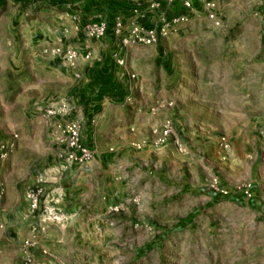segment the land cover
Listing matches in <instances>:
<instances>
[{"label":"rangeland","instance_id":"rangeland-1","mask_svg":"<svg viewBox=\"0 0 264 264\" xmlns=\"http://www.w3.org/2000/svg\"><path fill=\"white\" fill-rule=\"evenodd\" d=\"M218 5L224 18L210 35L190 31L162 44L169 79L152 74V48L126 55L147 90L137 101L145 102L147 113L157 120L154 137L137 143L135 150L163 146L152 142L169 121L181 151L168 142L171 152L143 156L133 170L140 183L122 201L106 206L90 234H64L60 249L43 245L40 251L46 255L39 257L35 236L29 252L33 249L36 264H264V214L259 213L264 147L254 136L264 118V17L261 24L260 0H219ZM14 14V4L4 0L0 140L28 135L24 109L34 101L26 94L34 66L27 56L28 38L18 33L14 39ZM37 132L52 138L44 128L41 133L37 126ZM220 137H225L227 150L219 148ZM23 167L17 160L15 171L22 177ZM4 178L11 179L8 174ZM22 181L26 183L24 177Z\"/></svg>","mask_w":264,"mask_h":264},{"label":"crops","instance_id":"crops-1","mask_svg":"<svg viewBox=\"0 0 264 264\" xmlns=\"http://www.w3.org/2000/svg\"><path fill=\"white\" fill-rule=\"evenodd\" d=\"M147 1L41 0L39 3L37 0H11L15 7L10 20L14 39L17 41L22 34L28 38L27 56L34 66L29 70L30 88L26 94L34 101L24 109L28 116L25 118L28 135L20 134L15 139L14 150L0 168V188L3 190L0 195V264H22L20 242L32 237L30 228L36 224L35 217L27 212L24 193L32 186L37 172L46 167L51 169L45 193L62 195L56 208L67 216L65 228L49 224L44 232L34 235L37 239L36 256L39 257L43 245L60 249L64 234H90L91 226L103 216L106 206L122 201L131 186L140 183L139 172L133 170L139 168L137 162L143 156L151 158L162 156L165 151L171 152V141H168L171 144L167 142L158 149L147 145L135 150L137 143L154 137L151 129L157 120L147 113L145 102L137 101V96L146 95L147 90L143 77L129 68L126 55L142 48H152L155 51V56L149 58L152 74L158 80H167L170 65L164 59L162 44L181 38L190 31L199 36L210 35L216 28L204 18L200 3L192 0L195 12L189 15L187 24L176 34L159 38L157 43L149 46L123 45L120 40L133 9L143 12V17H137L135 23L146 29L158 27L162 15L168 19L183 11L179 0L170 4L160 2L155 9H147ZM3 2L0 0V7ZM35 9L38 11L31 12ZM116 17L122 24L119 35L113 33ZM257 17L263 24L264 0H260ZM23 18L27 20L24 26L21 25ZM98 18L107 24L104 36L99 40L84 38L80 26ZM73 24L78 26L77 31H73ZM13 43L17 48V43ZM65 45L73 46L78 52L72 67L63 66L51 55L53 48ZM86 54L87 58L84 57ZM131 74L133 78H130ZM49 98H67L73 103L71 118L81 121L82 143L92 152L87 164L72 167L61 176L57 175L54 167L56 147L52 138H41L37 132L38 126L41 133L44 128L46 136L50 134L47 124L35 111L36 106ZM127 98L129 100L125 101ZM257 125L254 136L264 147V118ZM17 160L24 164L26 183L15 171ZM7 174L11 177L9 182L4 178ZM259 213L264 214V204ZM31 251L33 249L29 252L30 260L36 264ZM53 253L57 257L62 255L59 251Z\"/></svg>","mask_w":264,"mask_h":264},{"label":"built area","instance_id":"built-area-1","mask_svg":"<svg viewBox=\"0 0 264 264\" xmlns=\"http://www.w3.org/2000/svg\"><path fill=\"white\" fill-rule=\"evenodd\" d=\"M176 0H148L146 2L147 9H155L160 2L170 4ZM200 3L201 12L204 18L210 23L213 28H217L222 23V11L218 5L219 0H197ZM180 7L183 10L177 15L166 19L163 15L160 16V25L154 28H143L135 23L137 17L142 18L143 12H139L136 8L132 10V16L128 18L125 33L121 38V43L136 44L149 46L157 43L159 38L167 37L169 34H176L177 31L185 26L189 20V15L194 13L192 0H179ZM73 19L75 17H72ZM71 18V19H72ZM106 24L102 19L90 21L80 26L82 35L88 40H99L105 34ZM73 31L78 30V26L73 24ZM122 29L121 20L116 17L113 24V33L119 35ZM67 32L66 29L63 30ZM51 55L57 58L65 67H72L77 58V49L71 45L55 47L51 50ZM87 58V54L84 56ZM120 63V62H119ZM134 75H130L133 78ZM129 98L125 99L128 101ZM35 111L45 121L48 126L49 133L55 145L54 159L57 175L61 176L68 172L72 167H82L87 164L92 158V152L87 148L81 140V121L71 118L74 111L73 103L67 98H53L47 100L42 105L36 106ZM153 111L152 108L149 110ZM171 124L165 121L159 130L158 137L152 144L164 145L168 141L174 145L177 151H181L178 139L174 137ZM17 136L11 134V138L6 141H0V168L3 162L11 154L15 147V139ZM218 146L221 150L228 149V143L225 137H220ZM139 148L138 145L135 146ZM50 168H44L36 173L34 182L24 193V200L27 204V212L33 215L36 219V224L30 228L33 234L31 238L23 239L20 242L19 254L22 257V264H32L29 256V249L34 246L32 239L36 233L45 231L47 225H52L62 228L67 222V216L60 212L56 205L62 199L61 194H46L45 185L48 183ZM3 190L0 188V195ZM42 255H46L44 250H41Z\"/></svg>","mask_w":264,"mask_h":264},{"label":"trees","instance_id":"trees-1","mask_svg":"<svg viewBox=\"0 0 264 264\" xmlns=\"http://www.w3.org/2000/svg\"><path fill=\"white\" fill-rule=\"evenodd\" d=\"M105 24H106V23H105ZM106 28H107V24H106ZM106 28H105V30H106ZM187 218H188V217H187ZM187 218H186V219H187Z\"/></svg>","mask_w":264,"mask_h":264}]
</instances>
